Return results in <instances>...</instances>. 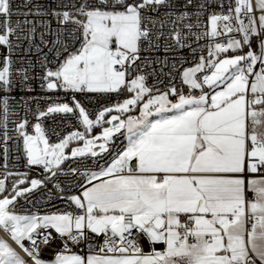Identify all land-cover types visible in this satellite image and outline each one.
Masks as SVG:
<instances>
[{"label":"snow or ice","instance_id":"6c2138e0","mask_svg":"<svg viewBox=\"0 0 264 264\" xmlns=\"http://www.w3.org/2000/svg\"><path fill=\"white\" fill-rule=\"evenodd\" d=\"M0 159V264H264V0H0ZM41 189L66 208L16 211Z\"/></svg>","mask_w":264,"mask_h":264},{"label":"built area","instance_id":"2783aa9c","mask_svg":"<svg viewBox=\"0 0 264 264\" xmlns=\"http://www.w3.org/2000/svg\"><path fill=\"white\" fill-rule=\"evenodd\" d=\"M18 2V0H17ZM151 84L152 81L150 80ZM127 92H124L120 95L119 99H124L127 96ZM30 102L29 106L32 111H35L37 105L41 109H45L47 107L46 101H48L49 97L52 100L60 98L61 102L71 103L72 93H68L67 95L63 91H57L54 93H46L44 89L40 87L39 80H37L33 85V91L29 94ZM76 98L81 101V103L89 110V111H97L102 106H109L114 104L118 97L115 94H76ZM19 110V109H17ZM20 115L23 116L24 113L20 112ZM29 120L31 123H35V119L29 113ZM77 122L72 116H64L63 114H52L47 119L44 120V126L49 129H56L58 132L65 134L69 131L74 130L73 126L76 125ZM11 127V125H10ZM83 130V129H80ZM29 131L31 128L29 127ZM52 140L55 141L56 137L52 136ZM126 139L123 136L117 134L115 139V145L117 147L122 148L124 144H126ZM111 159V154L104 155L102 159L99 161H95L92 158H88L86 160L77 162L70 160L65 164V168L68 166L77 167L80 164L83 165L81 170L83 171L84 167L90 168L92 170L98 169L101 165L106 164ZM3 163V160L0 159V164ZM15 165V167H13ZM9 168L18 171V172H28V178H39L41 169L33 167L31 170L24 167V160L19 158V153L16 152L15 148L12 149L10 155ZM2 178V177H0ZM12 179L8 180V185L12 184ZM68 183L67 181L65 182ZM48 188H52V185L49 184ZM76 189H71L70 192H66L65 195L74 194ZM66 208V202L59 197L58 194H55V190L53 189L52 193H49L46 189H41L39 191H34L31 194H28L26 197L18 198V203L16 204V211L20 214H28L31 212H39V213H50L56 210H63ZM0 235H2L0 233ZM55 247V246H54ZM147 247V246H146ZM157 247H161L158 245ZM54 253L49 250L45 251L42 255L45 259H49L52 257Z\"/></svg>","mask_w":264,"mask_h":264},{"label":"rangeland","instance_id":"374dc122","mask_svg":"<svg viewBox=\"0 0 264 264\" xmlns=\"http://www.w3.org/2000/svg\"><path fill=\"white\" fill-rule=\"evenodd\" d=\"M113 114H115V113H113ZM99 132H100V128H99V127L95 128V130H94V134H98ZM73 146H77L76 142H73ZM31 178H32V177H30V178H28V179L30 180ZM8 186H9V189H10V188H11V185H8ZM24 186L27 187L28 185L25 184Z\"/></svg>","mask_w":264,"mask_h":264},{"label":"crops","instance_id":"0c3cea01","mask_svg":"<svg viewBox=\"0 0 264 264\" xmlns=\"http://www.w3.org/2000/svg\"><path fill=\"white\" fill-rule=\"evenodd\" d=\"M132 115H138V110H134L132 113ZM126 118V117H125Z\"/></svg>","mask_w":264,"mask_h":264},{"label":"bare ground","instance_id":"6f19581e","mask_svg":"<svg viewBox=\"0 0 264 264\" xmlns=\"http://www.w3.org/2000/svg\"><path fill=\"white\" fill-rule=\"evenodd\" d=\"M2 235H5L4 233L0 232Z\"/></svg>","mask_w":264,"mask_h":264}]
</instances>
